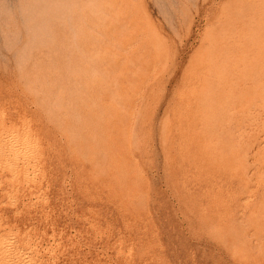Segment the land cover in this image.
Returning a JSON list of instances; mask_svg holds the SVG:
<instances>
[{
  "label": "rangeland",
  "instance_id": "1",
  "mask_svg": "<svg viewBox=\"0 0 264 264\" xmlns=\"http://www.w3.org/2000/svg\"><path fill=\"white\" fill-rule=\"evenodd\" d=\"M263 45L264 0H0V264H264Z\"/></svg>",
  "mask_w": 264,
  "mask_h": 264
},
{
  "label": "bare ground",
  "instance_id": "2",
  "mask_svg": "<svg viewBox=\"0 0 264 264\" xmlns=\"http://www.w3.org/2000/svg\"><path fill=\"white\" fill-rule=\"evenodd\" d=\"M43 1V0H42ZM107 2H108V0H107ZM109 3H110V1H109ZM108 3V4H109ZM124 8V7H123ZM93 10V9H92ZM106 10V9H105ZM116 11V10H115ZM93 12V11H92ZM97 12V11H96ZM98 13V12H97ZM64 14V13H63ZM104 15H109V14H105V12H104ZM64 16V15H63ZM117 16V15H116ZM262 16V15H261ZM62 18V17H61ZM257 18H259V17H257ZM119 20V19H118ZM55 26V25H54ZM262 28V27H261ZM50 32V31H49ZM213 35H216V34H213ZM212 35V36H213ZM216 37V36H215ZM34 39V38H33ZM216 39V38H215ZM50 40V39H49ZM214 41V40H213ZM43 45V44H42ZM62 45V44H61ZM36 46V45H35ZM32 48V47H31ZM238 49V53H242L243 54V51L244 50H242V48L241 47H238L237 48ZM247 52V56H245L243 59H241L239 62H238V65L242 68V71H243V73L245 74V75H252V74H254V73H256V70H257V67H259L262 63H264V45L261 47V48H259V49H257V52L255 51V52H251L250 50H248V51H246ZM127 53V52H126ZM127 55V54H126ZM237 55V54H236ZM206 57V56H205ZM24 58V57H23ZM49 58H50V56H49ZM210 56H209V54L207 55V57L206 58H204L205 60L204 61H200L198 64H197V66L199 65V67L196 69L197 70V72H196V74H197V76H198V78H199V83L200 84H206V89H209L208 87H210V84H211V80H212V77H214V64H212L211 63V61H210ZM26 59V58H25ZM213 59H214V57H213ZM213 59H212V62H213ZM20 60V59H19ZM24 60V59H23ZM26 61V60H25ZM215 61V60H214ZM21 62V61H20ZM24 62V61H23ZM216 62V61H215ZM44 63V62H43ZM50 63V62H49ZM20 64V63H19ZM36 66V65H35ZM20 67V66H19ZM43 67V66H42ZM74 67V66H73ZM29 70V69H28ZM24 71H25V68H24ZM22 72H23V70H22ZM27 74V73H26ZM53 74H55V73H53ZM81 74V73H80ZM50 75V74H49ZM92 75V74H91ZM45 77H47V76H45ZM55 77V76H54ZM53 78V77H52ZM59 79V78H58ZM61 79V78H60ZM55 80V79H54ZM57 80V79H56ZM62 80V79H61ZM251 80H253V85L255 84L254 83V80L255 79H251ZM37 81V80H36ZM47 81H48V77H47ZM41 82V81H40ZM81 82V81H80ZM34 83V82H33ZM49 83V82H48ZM47 83V84H48ZM59 83V82H58ZM59 85H61V84H59ZM26 86V85H25ZM44 86V85H43ZM82 86V85H81ZM42 87V86H41ZM40 87V88H41ZM61 87V86H60ZM59 87V88H60ZM39 88V87H38ZM58 88V89H59ZM66 88V87H65ZM64 88V89H65ZM78 88V87H77ZM77 88H75V89H77ZM81 88V87H80ZM55 89V88H54ZM57 89V88H56ZM39 91V90H38ZM41 91H42V89H41ZM40 91V92H41ZM59 91V90H58ZM36 92H37V90H36ZM44 92V91H43ZM47 92V91H46ZM53 92V91H52ZM60 92V91H59ZM63 93H64V91H62ZM61 92V93H62ZM41 94H42V92H41ZM63 95V94H62ZM209 95V94H208ZM119 96V95H118ZM5 97V96H4ZM12 97V96H11ZM120 97V96H119ZM0 98H1V96H0ZM6 98V97H5ZM54 98H56V96L54 97ZM59 98H61V97H59ZM113 98V97H112ZM51 99V98H50ZM9 100V99H8ZM40 100L42 101V99L40 98ZM45 100H46V98H45ZM55 101H54V103L56 102V100L57 99H54ZM63 100V99H62ZM66 100H68V99H66ZM65 100V101H66ZM38 101V100H37ZM51 101V100H50ZM211 101V100H210ZM53 102V101H52ZM51 102V103H52ZM64 102V101H63ZM62 102V103H63ZM118 102V101H117ZM42 103H45V101H44V99H43V102ZM50 103V104H51ZM53 103V104H54ZM38 104V103H37ZM4 105V104H3ZM55 105V104H54ZM53 105V106H54ZM118 105V104H117ZM56 106H57V109L61 106V104H60V106L59 105H57L56 104ZM121 106V105H120ZM11 108H12V106H10ZM49 107H51V108H49V109H52V106L50 105ZM62 107V106H61ZM66 107V106H65ZM2 108H3V106H2ZM55 108V106L53 107V109ZM64 108V107H63ZM52 109V110H53ZM97 109V108H96ZM3 110V109H2ZM55 111V110H54ZM53 111V112H54ZM57 111V110H56ZM61 111V110H60ZM59 111V112H60ZM2 112V111H1ZM50 112V110L48 111V113ZM4 114H5V112H3ZM60 113H62V112H60ZM59 113V114H60ZM66 113V112H65ZM92 113V112H91ZM13 114H14V112H13ZM51 114H54L55 115V113H51ZM1 115H3L2 113H1ZM50 115V114H49ZM53 115V116H54ZM68 115V114H67ZM72 115V114H71ZM61 116V115H60ZM60 116H59V118L58 119H60ZM64 116H65V114H64ZM51 117V116H50ZM50 117H49V119H50ZM55 117H57L56 115H55ZM21 118V117H20ZM52 118V117H51ZM78 118V117H77ZM2 119V118H1ZM3 119H5V118H3ZM29 119V118H28ZM54 119V118H53ZM74 119V118H73ZM97 119V118H96ZM113 119V118H112ZM81 120V119H80ZM93 120V119H92ZM27 121V120H26ZM40 121V120H39ZM57 121V120H56ZM59 121V120H58ZM79 121V120H78ZM61 122V121H60ZM62 122L64 123V121L62 120ZM61 122V123H62ZM73 122L75 123L76 121H74L73 120ZM2 123V122H1ZM10 123H11V121H10ZM57 123V122H56ZM80 123V122H79ZM29 124V123H28ZM2 125H4V124H2ZM9 125V124H8ZM12 126H13V124H11ZM60 125V124H59ZM58 125V126H59ZM65 125V124H64ZM63 125V126H64ZM79 125V124H78ZM19 126V125H18ZM3 127V126H2ZM61 127V126H60ZM23 129H24V127H23ZM68 129V128H67ZM80 129V128H79ZM5 130V129H4ZM4 130H3V133H4ZM22 130V129H21ZM20 130V131H21ZM28 130V129H27ZM23 131V130H22ZM78 131V130H77ZM2 132V131H1ZM13 132V131H12ZM17 132H18V130H17ZM23 132H26V130L25 131H23ZM23 132H21V134L23 133ZM44 132V131H43ZM79 132V131H78ZM77 132V133H78ZM14 133V132H13ZM63 133V132H62ZM77 133H76V135H77ZM16 135L18 134V133H15ZM20 134V135H21ZM29 134V133H28ZM13 135V134H12ZM72 135H73V133H72ZM80 135V134H79ZM6 136V135H5ZM18 136V135H17ZM27 136V135H26ZM25 136V137H26ZM44 136H45V134H44ZM1 137H2V134H1ZM13 139H14V137L13 136H11ZM16 137V136H15ZM19 137V136H18ZM50 137V136H49ZM63 137V136H62ZM61 137V138H62ZM73 137V136H72ZM72 137H70V139H72ZM77 137H78V135H77ZM76 137V138H77ZM200 137V136H199ZM68 138V137H67ZM91 138H93V137H91ZM1 139V138H0ZM9 140H8V142L11 140V138L9 137L8 138ZM20 138H18V141L16 140V142H18V144H19V141H22L21 139L19 140ZM28 139V138H27ZM26 138L25 139H23V140H27ZM81 139V138H80ZM3 140H5V139H3ZM52 140V139H51ZM75 140V139H74ZM79 140V139H78ZM91 140V139H90ZM14 141V140H13ZM28 141V140H27ZM31 141V140H30ZM29 141V142H30ZM60 141V140H59ZM66 141V140H65ZM72 141V140H71ZM29 142H27L28 144H29ZM37 142V141H36ZM35 142V143H36ZM58 142V141H57ZM73 142V141H72ZM75 142V141H74ZM92 142V141H91ZM0 143H1V141H0ZM5 143V142H4ZM9 143H12L14 146H16L17 144L15 143H13L12 141L11 142H9ZM22 143V142H21ZM25 143V142H24ZM34 143V142H33ZM49 143V142H48ZM93 143V142H92ZM26 144V143H25ZM37 144V143H36ZM47 144V143H46ZM60 144V143H59ZM2 145V144H1ZM259 145V144H258ZM14 146H13V148H14ZM18 146V145H17ZM21 146H22V144H21ZM27 146V145H26ZM29 146H31V145H29ZM28 146V147H29ZM34 146H36V145H34ZM33 146V144H32V147H34ZM40 146H42V145H40ZM53 146V145H52ZM58 146V145H57ZM2 147V146H1ZM11 148H12V146H10ZM9 147V148H10ZM20 147V146H19ZM18 147V148H19ZM37 147V146H36ZM6 148V147H5ZM10 148V149H11ZM23 148V147H22ZM256 148V147H255ZM1 149V148H0ZM26 149V148H25ZM27 149H29V150H32V155H33V149H31V147L30 148H27ZM36 149V148H35ZM34 149V150H35ZM5 150V149H4ZM14 150H17V149H13V151L12 152H14ZM28 150V151H29ZM49 150V149H48ZM10 151V150H9ZM18 151H20V150H18ZM17 151V152H18ZM23 151V150H22ZM25 151V150H24ZM37 151V150H36ZM16 152V151H15ZM16 152V154L18 155V153ZM30 153H31V151H29ZM29 152L27 153V151H25V153H27V154H29ZM11 153V152H10ZM24 153V152H23ZM24 153V154H25ZM34 153H35V151H34ZM5 154V153H4ZM12 154V153H11ZM15 153H13V155H14ZM20 154V153H19ZM3 155V154H2ZM8 155H10L9 153H8ZM7 155V156H8ZM17 155L15 156L17 159H19L18 157H17ZM21 155V154H20ZM31 155V154H30ZM30 155H26V157H25V159L27 158V156L29 157ZM31 155V156H32ZM36 155V154H35ZM44 155V154H43ZM51 155V154H50ZM23 156H25V155H23ZM4 157V156H3ZM14 157V156H13ZM33 157H34V155H33ZM38 156H36L34 159H36ZM263 157V156H262ZM2 158V157H1ZM16 158H14V162H15V159ZM21 158V157H20ZM30 158H32V157H30ZM30 158H27V159H30ZM41 158V157H40ZM58 158H60V157H58ZM7 159V158H6ZM23 159H24V157H23ZM22 159V160H23ZM24 159V160H25ZM33 159V160H34ZM20 160V159H19ZM24 160H23V163L24 164H28L29 162H31L30 160H29V162L28 163H25L24 162ZM36 160H38L39 161V159H36ZM43 160V159H42ZM52 160V159H51ZM65 160V159H64ZM7 161V160H6ZM6 161H5V163H6ZM48 161V160H47ZM10 162V161H9ZM9 162H8V164H9ZM17 162H18V160H17ZM57 162H58V160H57ZM12 163V162H11ZM34 163H35V160H34ZM7 164V163H6ZM6 164H4V162H3V165L5 166ZM30 164V163H29ZM48 164V163H47ZM17 165V164H16ZM15 165V166H16ZM35 165V164H34ZM41 165V164H40ZM1 166V165H0ZM19 166H21V163H20V165ZM18 166V167H19ZM26 166V165H25ZM36 166V165H35ZM2 167V166H1ZM5 167H7V166H5ZM10 167H11V164H10ZM28 167H29V165H28ZM31 167L33 168V169H35L34 167H33V164L31 165ZM36 168H37V166H36ZM67 168V167H66ZM2 169H4V168H2ZM6 169V168H5ZM24 169V168H23ZM29 169V168H28ZM32 169V170H33ZM8 170V169H7ZM13 170V169H12ZM16 169H14V171H15ZM36 170V169H35ZM259 170V169H258ZM3 171H5V170H3ZM2 171V172H3ZM9 171V170H8ZM10 171H11V169H10ZM13 171V172H14ZM18 171V170H17ZM20 169H19V172H17V173H19L20 174ZM26 171H28V170H26ZM37 171V170H36ZM12 172V173H13ZM23 172H25V171H23ZM22 172V173H23ZM32 172H34V171H32ZM259 172V171H258ZM14 173H16V171L14 172ZM13 173V175H14V177H15V174ZM22 173H21V175H22ZM29 173V172H28ZM38 173V171L36 172V174ZM27 174V173H26ZM35 174V173H34ZM33 174V175H34ZM81 174V173H80ZM24 175H25V173H24ZM45 175V174H44ZM11 176H12V174H11ZM17 176H18V174H17ZM26 176H28V175H26ZM29 176H30V174H29ZM32 176V175H31ZM23 177V176H22ZM33 177V176H32ZM11 179H13V177H10ZM47 178V177H46ZM6 179V178H5ZM8 179V178H7ZM6 179V180H7ZM16 179V178H15ZM28 179H29V177H28ZM35 179V178H34ZM260 179V178H259ZM3 180V179H2ZM46 180V179H45ZM60 180V179H59ZM1 181V180H0ZM29 181H30V179H29ZM42 181V180H41ZM44 181V180H43ZM53 181V180H52ZM80 181V180H79ZM242 181V180H241ZM260 181V180H259ZM24 182H26V181H24ZM33 182V181H32ZM36 182V181H35ZM44 182H46V181H44ZM261 182V181H260ZM8 184V183H7ZM27 184H29V183H27ZM255 184V183H254ZM30 185V184H29ZM35 185V184H34ZM48 185V184H47ZM264 185V184H263ZM60 186H62V185H60ZM64 186V185H63ZM27 187V186H26ZM29 187H31V186H29ZM32 188V187H31ZM34 188H35V186H34ZM46 188V187H45ZM248 188H249V186H248ZM252 188V187H251ZM16 190H17V188H16ZM109 190V189H108ZM259 190V189H258ZM261 190V189H260ZM259 190V191H260ZM6 191V190H5ZM24 191V190H23ZM49 191V190H48ZM262 191H263V189H262ZM11 193V192H10ZM39 193H41V192H39ZM14 194V193H13ZM38 194V193H37ZM8 195V197H9V195H12V193L11 194H7ZM32 195V194H31ZM35 194H33V196H34ZM39 195V194H38ZM5 196V195H4ZM40 196V195H39ZM45 196V195H44ZM43 196V197H44ZM248 196V195H247ZM16 197V196H15ZM14 197V198H15ZM46 197V196H45ZM249 197V196H248ZM101 198V197H100ZM16 199V198H15ZM15 199H13V200H15ZM18 199V198H17ZM45 199V198H44ZM245 199V198H244ZM8 200H9V198H8ZM49 200V199H48ZM20 201V200H19ZM39 201V200H38ZM42 200L40 199V201L39 202H41ZM45 201H46V199H45ZM44 201V202H45ZM88 202H89V200H87ZM6 202V201H5ZM25 202V201H24ZM47 202V201H46ZM90 203V202H89ZM2 204V203H1ZM7 204V203H6ZM5 204V205H6ZM12 204V203H11ZM42 204V203H41ZM45 204V203H44ZM44 204H42V205H44ZM80 204V203H79ZM86 204V203H85ZM3 205H4V203H3ZM4 205V206H5ZM9 205V204H8ZM16 205V204H15ZM105 205V204H104ZM108 205V204H107ZM9 206H11V205H9ZM35 206V205H34ZM45 206V205H44ZM50 206V205H49ZM83 206V205H82ZM86 206V205H85ZM88 206V205H87ZM8 207V206H7ZM40 207V206H39ZM108 207V206H107ZM25 208H28V207H25ZM38 208V207H37ZM42 208V207H41ZM109 210H110V208H109ZM45 211V210H44ZM48 211V210H47ZM15 212H17V211H15ZM26 212V211H25ZM66 213V212H65ZM109 213H110V211H109ZM16 214V213H15ZM27 214V213H26ZM39 214V213H38ZM46 214H47V212H46ZM103 214V213H102ZM105 214V213H104ZM103 214V215H104ZM20 215V214H19ZM30 215L32 216V214L30 213ZM29 215V216H30ZM3 216V215H2ZM1 216V217H2ZM25 216V215H24ZM45 217V216H44ZM52 217V216H51ZM15 218V217H14ZM5 219V218H4ZM90 219V218H89ZM8 220V219H7ZM22 220V219H21ZM47 220V219H46ZM94 220H96V219H94ZM98 221V220H97ZM16 223V222H15ZM27 223H29V222H27ZM91 223V222H90ZM90 223H88V224H90ZM2 224V223H1ZM5 224V223H4ZM92 224V223H91ZM6 225V224H5ZM8 225V224H7ZM13 225V224H12ZM35 226V225H34ZM99 226V225H98ZM98 226H95V227H97V229H99L98 228ZM26 227V226H25ZM2 228V227H1ZM4 228V227H3ZM102 228V227H101ZM29 229H30V227H29ZM35 229V228H34ZM94 229H96V228H94ZM42 230V229H41ZM100 230V229H99ZM27 231V230H26ZM26 231L24 232L25 233V235H26ZM44 231V230H43ZM101 231V230H100ZM7 233V232H6ZM11 234H12V232H10ZM33 233V232H32ZM36 233V232H35ZM54 233H55V231H54ZM54 233H52L53 235H54ZM62 233V232H61ZM2 234V233H1ZM16 234V233H15ZM45 234V233H44ZM56 234V233H55ZM6 235V234H5ZM24 235V234H23ZM22 235V237H24ZM29 235V234H28ZM59 235H61V234H59ZM1 236V235H0ZM32 236V235H31ZM30 236V237H31ZM50 236V235H49ZM3 237V235L1 236V238ZM7 237H10V236H8L7 235ZM12 237H14V236H12ZM35 237V236H34ZM50 237H52V236H50ZM24 238H26V237H24ZM28 239H29V237H28ZM31 239V238H30ZM33 239V238H32ZM35 239V238H34ZM42 239V238H41ZM40 239V240H41ZM6 240H7V238H6ZM38 240V239H37ZM53 240H54V238H53ZM9 240H7L6 242H8ZM13 242H15V241H13ZM43 242V241H42ZM14 244V243H13ZM73 244V243H72ZM80 244V243H79ZM27 245V244H26ZM32 245V244H31ZM54 245V244H53ZM14 246V245H13ZM31 247V246H30ZM61 247V246H60ZM17 248V247H16ZM57 249L56 250H59L58 248L59 247H56ZM62 248V247H61ZM75 248V247H74ZM63 249H65V247L63 248ZM68 249V248H67ZM34 250V249H33ZM77 250V249H76ZM30 251H31V249H30ZM50 251V250H49ZM31 254V253H30ZM52 254V253H51ZM26 256V255H25ZM53 256V255H52ZM51 256V257H52ZM61 256V255H60ZM24 257V256H23ZM23 257L21 258V259H23ZM71 257V256H70ZM73 257V256H72ZM18 258V257H17ZM55 258V257H54ZM69 258V257H68ZM73 258H76V257H73ZM29 259V258H28ZM56 259V258H55ZM71 259V258H70ZM18 260V259H17ZM30 260V259H29ZM28 260V261H29ZM32 260H33V257H32ZM30 261V262H32V264H33V262H36V261ZM35 260H37V259H35ZM81 260V259H80ZM53 261V260H52ZM57 261H58V258H57ZM12 262V261H11ZM19 262H20V260H19ZM71 262V261H70ZM73 262V261H72ZM29 263V262H28ZM27 263V264H28ZM53 263H54V261H53ZM87 263V262H86ZM15 264H18V263H15ZM39 264V263H38ZM77 264V263H76Z\"/></svg>",
  "mask_w": 264,
  "mask_h": 264
}]
</instances>
